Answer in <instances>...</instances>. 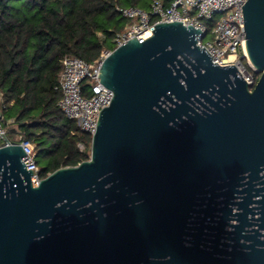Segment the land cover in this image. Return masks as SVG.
Segmentation results:
<instances>
[{
	"label": "water",
	"instance_id": "water-1",
	"mask_svg": "<svg viewBox=\"0 0 264 264\" xmlns=\"http://www.w3.org/2000/svg\"><path fill=\"white\" fill-rule=\"evenodd\" d=\"M251 87L213 62L201 30L155 23L103 59L112 90L90 157L32 182L16 127L0 145V264H248L217 260L184 227L217 182L264 169V0L243 4ZM18 139V140H17ZM241 172V173H240Z\"/></svg>",
	"mask_w": 264,
	"mask_h": 264
},
{
	"label": "trees",
	"instance_id": "trees-1",
	"mask_svg": "<svg viewBox=\"0 0 264 264\" xmlns=\"http://www.w3.org/2000/svg\"><path fill=\"white\" fill-rule=\"evenodd\" d=\"M152 1L0 0V101L6 122L12 119L34 144L41 177L90 157L92 136L58 104L63 58L94 63L104 49L115 48L114 35L130 22L120 8L149 9ZM209 21L210 28L216 19ZM243 62L258 80L260 74Z\"/></svg>",
	"mask_w": 264,
	"mask_h": 264
},
{
	"label": "built area",
	"instance_id": "built-area-1",
	"mask_svg": "<svg viewBox=\"0 0 264 264\" xmlns=\"http://www.w3.org/2000/svg\"><path fill=\"white\" fill-rule=\"evenodd\" d=\"M247 0H153L149 9L137 6L120 8L123 17L130 22L125 29L117 32L113 37L115 47L137 37L145 39L152 34L155 23L160 21H182L192 24L201 30L197 41L211 55L213 62L220 65L234 64L248 84L253 87L256 78L253 72L244 64L247 59L251 68L254 67L248 60L246 52V35L244 25L243 4ZM215 16H218L215 18ZM216 19L211 31L207 21ZM213 35L205 40L208 33ZM112 49H104L94 63H88L76 55H66L62 61V71L58 88L62 96L58 102L64 113L74 119L81 129L91 136L96 131L98 116L101 109L107 106L113 92L100 80L99 72L103 59ZM88 80L86 89L83 84ZM87 92V93H85ZM4 104L0 101V145L5 143L4 135L10 140L6 125ZM18 140V139H17ZM25 149L23 162L26 168L33 171L32 182L37 185L42 178L39 175L40 167L36 161L34 144L23 136L18 140ZM80 150L86 148L84 142H79Z\"/></svg>",
	"mask_w": 264,
	"mask_h": 264
},
{
	"label": "flooded vegetation",
	"instance_id": "flooded-vegetation-1",
	"mask_svg": "<svg viewBox=\"0 0 264 264\" xmlns=\"http://www.w3.org/2000/svg\"><path fill=\"white\" fill-rule=\"evenodd\" d=\"M241 172L233 192H223L228 185L219 179L214 197L199 199L184 237L186 242L194 239L217 260L232 262L245 256L248 264H264V169Z\"/></svg>",
	"mask_w": 264,
	"mask_h": 264
},
{
	"label": "rangeland",
	"instance_id": "rangeland-1",
	"mask_svg": "<svg viewBox=\"0 0 264 264\" xmlns=\"http://www.w3.org/2000/svg\"><path fill=\"white\" fill-rule=\"evenodd\" d=\"M218 16H215V18H217ZM208 22V28H209V22L210 21H207ZM214 26V25H213ZM213 26H211L210 28H209V30L211 31V29L213 28ZM213 35H211V32L210 33H208V35L205 37V40H207L208 38H211ZM253 69V68H252ZM251 71V70H250ZM252 72V71H251ZM13 120L12 119H9V120H7V128H12V127H15V124L12 122ZM11 136H13V137H15V135H11Z\"/></svg>",
	"mask_w": 264,
	"mask_h": 264
},
{
	"label": "crops",
	"instance_id": "crops-1",
	"mask_svg": "<svg viewBox=\"0 0 264 264\" xmlns=\"http://www.w3.org/2000/svg\"><path fill=\"white\" fill-rule=\"evenodd\" d=\"M16 127V126H15ZM13 128V127H12ZM17 128V127H16ZM9 129H11V128H9Z\"/></svg>",
	"mask_w": 264,
	"mask_h": 264
},
{
	"label": "bare ground",
	"instance_id": "bare-ground-1",
	"mask_svg": "<svg viewBox=\"0 0 264 264\" xmlns=\"http://www.w3.org/2000/svg\"><path fill=\"white\" fill-rule=\"evenodd\" d=\"M246 52H247V50H246Z\"/></svg>",
	"mask_w": 264,
	"mask_h": 264
}]
</instances>
